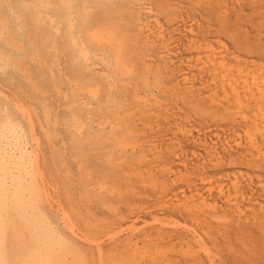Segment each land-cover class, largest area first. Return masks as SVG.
Segmentation results:
<instances>
[{"label":"rangeland","instance_id":"rangeland-1","mask_svg":"<svg viewBox=\"0 0 264 264\" xmlns=\"http://www.w3.org/2000/svg\"><path fill=\"white\" fill-rule=\"evenodd\" d=\"M45 1H49L47 5L43 4L48 9L42 6L43 2L40 0V3L33 1L34 4L32 0H0V51L9 58L5 64L0 59V204H4V208L0 205V242L6 239L10 245L11 241H15V251L23 252V257L14 264H34L33 259H37L43 251L37 237L38 231L46 228L54 236L77 244L74 252L65 254L64 261L67 264H153V260L154 264H264V242L259 243L261 248L259 244L257 246L256 243L261 240H256V234L252 233L256 230L254 232L259 234L261 230L250 224L251 208L260 211L264 209V185L261 184V181L264 183V163L255 165L248 161V156H251L247 143L249 140L243 139L249 137V131L247 133L245 126L236 123H242V120L238 121L240 115L231 114L226 109L217 114V105L213 102L209 105L211 99L205 92L202 93L206 80L200 79L194 59H190L195 54L187 49L188 41L193 37L194 43H204L206 40L214 48L217 47V50L221 42L226 45L228 52L234 54L230 52V55L244 59L242 61L254 60L264 64V49L261 52L253 48L257 41L260 45L263 44L260 38L263 40L264 36L259 32L264 33V0L229 1V9L224 12L227 20H230V34L223 25L220 27L216 14L219 9L212 7L215 10L212 11L213 14L209 13L206 2L203 5L202 0H197V5L192 2L196 0ZM140 2L151 10L148 14L150 16L139 10ZM234 6L238 8L235 9ZM31 7L34 8L33 11ZM134 7H138V10ZM36 9L44 13L47 11L54 28L48 25L49 19L43 12L37 11L36 14L40 13L38 15L42 14L45 18L36 17ZM140 11L142 15L138 14ZM64 14L68 16L64 17ZM35 17L40 18L41 23L39 20L35 21L37 24L33 23ZM135 17L139 19L136 18L135 21ZM174 17L178 21L175 19L171 22ZM241 17H248L252 21L242 20ZM144 18L149 24L141 29L140 23ZM259 21L261 25L258 24ZM38 24H43L42 27L49 31L39 29ZM237 25L238 27H234ZM157 30L164 39H161L162 42ZM257 30L260 31L256 32ZM242 35L244 38H241ZM165 38H168L167 42ZM164 41L167 47L163 44ZM240 41L242 42L239 43ZM169 46L171 49L166 50ZM160 56L166 58L162 57L161 61ZM86 62L89 68L85 67ZM191 67L196 70L194 78H191ZM196 76L203 84H199ZM133 84L135 89L131 88ZM199 85L202 89L199 90L200 96L196 90ZM187 86H190L189 90ZM131 90L134 94L130 93ZM197 94L198 98L206 95L205 98L208 99H197ZM225 110L227 112L223 113ZM232 119L234 125L241 127L234 126ZM157 155H160L159 158ZM260 156L263 157L264 154ZM205 176L208 177L203 180ZM234 180H238V183L240 181L237 195ZM222 189L223 193L226 190L227 193L220 194ZM224 195L230 200L225 199ZM249 198L253 200L250 201ZM192 203L205 204L201 206L205 210H210L214 205L217 216L223 215L224 210L239 215L232 209L238 206L244 214L233 217V229L229 227V233L219 236L212 226L207 228L209 226L202 220L191 218L188 210L184 213L187 208L185 205ZM231 204L234 205L231 207ZM98 216L101 222L97 219ZM90 218L96 219L97 226ZM208 219L207 217L205 221ZM12 222L19 227L20 238L16 240L9 232ZM39 225L43 228L39 229ZM77 232L85 235V238L76 236ZM170 233L171 239L167 236ZM127 234L132 240L135 238L134 241L136 236L141 239L147 236L143 240L145 243L140 238L135 241L141 246L135 250L137 256L133 260L131 251H128L130 257L127 254L112 257L114 251L109 250L108 241L117 237L128 238ZM243 234L244 238L241 239ZM96 241H105L101 244L102 254L108 255L103 256L106 261L102 263L99 261L100 257H97L99 253L96 252ZM194 257L198 261H192Z\"/></svg>","mask_w":264,"mask_h":264},{"label":"bare ground","instance_id":"bare-ground-1","mask_svg":"<svg viewBox=\"0 0 264 264\" xmlns=\"http://www.w3.org/2000/svg\"><path fill=\"white\" fill-rule=\"evenodd\" d=\"M33 1H36V2H38V3H42V6H43V4L44 5H47L48 3H49V1H48V3H46L47 1H45V0H40V2H39V0H32V3H33ZM54 1V0H53ZM59 1V0H58ZM85 1V0H84ZM83 1V2H84ZM107 1V0H106ZM110 1V0H109ZM108 1V2H109ZM116 0H114V2H115ZM203 1V5L205 4L204 3V1L206 2V4H207V10H208V12L209 13H211V14H213L212 13V11H214V10H212V7H216V8H218L219 9V11L216 9V11H218L217 13L216 12H214V14L216 13L217 15H218V19L220 20V24H221V26L220 27H222V25H223V27H224V29H225V31H227L229 34L230 33H232L231 31L232 30H230V29H232V28H230L229 26H228V21H230V20H227L228 18H227V14L225 15V12L224 11H227V9H229V1L230 2H234L233 0L231 1V0H202ZM201 1V2H202ZM45 2V3H44ZM64 3H65V1H63ZM80 2H82V1H80ZM94 2V1H93ZM96 2H98L97 0H96ZM95 2V3H96ZM107 2V3H108ZM193 3L195 2H197V0L196 1H192ZM198 2H200V0H198ZM237 2H238V0H237ZM247 2V1H246ZM252 1H250V3H251ZM38 3H36V4H38ZM54 4H56L55 2H53ZM68 3V2H67ZM85 3V2H84ZM84 3L82 4V5H84ZM89 3H91V2H89ZM112 3V2H111ZM125 3H126V1H125ZM135 4H136V2H134ZM178 3V2H177ZM240 3V2H239ZM34 4V3H33ZM36 4H35V6H36ZM92 4V3H91ZM99 4V3H98ZM101 4H102V2H101ZM174 4V3H173ZM236 4V3H235ZM253 4V3H252ZM251 4V5H252ZM21 5H22V2H21ZM50 5H52L51 3H50ZM50 5H49V7H50ZM80 5V4H79ZM88 5V4H87ZM139 5H140V7H139ZM138 5V7H139V10H142L143 12V14L145 13L146 15H148V14H150L151 13V10L148 8V7H146V6H144V3L143 2H140V4ZM146 5V4H145ZM179 5V4H178ZM177 5V6H178ZM196 5H197V3H196ZM242 5V4H241ZM240 5V6H241ZM250 5V4H249ZM254 5V4H253ZM256 5V4H255ZM32 6V5H31ZM41 6V7H42ZM86 6V5H85ZM84 6V7H85ZM91 6V5H90ZM160 6H162V4L160 5ZM34 7V6H33ZM37 7H40V5L39 6H37ZM44 7V6H43ZM47 7V6H46ZM46 7H44V8H46ZM54 7V6H53ZM58 7V6H57ZM94 7V6H93ZM130 7V6H129ZM138 7H134V8H138ZM164 7V6H163ZM194 7V6H193ZM235 7V6H234ZM237 7V6H236ZM235 7V9H237ZM252 7V6H251ZM36 8V7H35ZM64 8H66V7H64ZM83 8V6H81V9ZM86 8H87V6H86ZM190 8V7H189ZM256 8V7H255ZM31 9H32V11L34 10V8H32L31 7ZM40 9V8H39ZM46 9H48V8H46ZM51 9V8H50ZM57 9H59V8H57ZM232 9H233V7H232ZM262 9V8H261ZM40 10H44V9H40ZM62 10V9H61ZM77 10H80L79 8H77ZM84 10H86V9H84ZM91 10H92V8H91ZM138 10V9H137ZM31 11V10H30ZM29 11V14L32 12H30ZM37 9H36V12H35V15H36V17L37 16H41V15H38V14H40V13H42L43 12V14H46L47 13V11H46V13H44V11H38V12H40V13H38V14H36L37 13ZM63 11H64V9H63ZM176 11V10H175ZM174 11V12H175ZM235 11V10H234ZM237 11H239V12H241L240 10H237ZM66 12V11H65ZM135 12V11H134ZM138 12V11H137ZM253 12H254V10H253ZM257 12V11H256ZM33 13V12H32ZM30 14V15H33L34 16V14ZM82 13H84L83 11H82ZM88 13V12H87ZM90 13V12H89ZM88 13V14H89ZM221 13V14H220ZM224 13V14H223ZM243 13H246V12H243ZM243 13H241L242 15H243ZM251 13V12H250ZM249 13V14H250ZM16 14V13H15ZM138 14H140V15H142L141 14V11H140V13H138ZM179 14H180V12H179ZM234 14L235 13H233V16H234ZM236 14H238L239 15V13L237 12ZM65 15V14H64ZM133 15H134V13H133ZM137 15V14H136ZM216 15V16H217ZM237 15V16H238ZM246 15V14H245ZM248 15V14H247ZM252 15H253V13H252ZM254 15H255V13H254ZM33 16L31 17L32 19H33ZM45 17H48V19H49V23L50 24H48L51 28H54V26H53V24L51 25V18L49 17L50 15H44ZM44 16H41V17H44ZM63 16V15H62ZM68 15H65L64 17H67ZM83 16V15H82ZM135 16V15H134ZM148 16H150V15H148ZM244 16V15H243ZM249 16V15H248ZM260 16V15H259ZM262 16V15H261ZM35 17V19L34 20H32V22L34 23L35 21H38V22H40V18L39 19H37ZM44 17V18H45ZM52 17V16H51ZM70 17V16H69ZM139 17V16H138ZM141 17V16H140ZM144 17H146V16H144ZM264 17V16H263ZM43 18V19H44ZM55 18V17H54ZM133 18V17H132ZM136 18L137 17H135V21H137L139 18H137V20H136ZM177 18V17H176ZM175 17L173 18V19H171V22H173V20H175L176 19ZM210 18V17H209ZM236 18H238V17H236ZM248 17H246V19H245V21H250L251 19V16H250V18H248ZM157 19V18H156ZM240 19H242V17L240 18ZM244 19H242V20H244ZM250 19V20H249ZM252 19H253V17H252ZM42 20V19H41ZM141 20V19H140ZM139 20V21H140ZM238 20H239V18H238ZM46 21V22H47ZM176 21H178L177 19H176ZM193 21V20H192ZM235 21V20H234ZM237 21V20H236ZM235 21V22H236ZM252 21V20H251ZM254 21H256V19L255 20H253V24H254ZM54 22H56L55 20H54ZM53 22V23H54ZM156 22V21H155ZM169 22H170V20H169ZM218 22V21H217ZM258 22V21H257ZM41 23V22H40ZM135 23V22H134ZM157 23V22H156ZM245 24H246V22H244ZM261 23V21H259V25H261L260 24ZM35 24H37L36 22H35ZM35 24H34V26H35ZM141 24V26H140V28L142 29L144 26H146L147 24H149V23H147V19H145L144 18V20H143V22L142 23H140ZM238 24H241V23H238ZM256 24V23H255ZM40 25V26H39ZM42 25L43 24H38V26L40 27L39 29H42V28H44L45 29V27H42ZM44 25H45V23H44ZM43 25V26H44ZM47 25V24H46ZM45 25V26H46ZM55 25V24H54ZM138 25H137V28H139L138 27ZM231 25V24H230ZM37 26V25H36ZM37 26V27H38ZM56 26V25H55ZM208 26V25H207ZM240 26H242V25H240ZM257 26V25H256ZM148 27V26H147ZM159 27H161V25H159ZM158 27V29L159 30H161V28H159ZM232 27V26H231ZM234 27H238V25L237 26H234ZM253 27V26H252ZM49 28V27H48ZM134 28V27H133ZM136 28V27H135ZM137 28H136V30H137ZM145 28V27H144ZM27 29V28H26ZM37 29V28H36ZM43 29V30H44ZM69 29V28H68ZM169 29V28H168ZM190 29V28H189ZM258 29H262V28H258ZM38 30V29H37ZM45 30H47V29H45ZM128 30V29H127ZM191 30V29H190ZM189 30V31H190ZM209 30V29H208ZM238 30V29H237ZM41 31V30H40ZM47 31H49V29L47 30ZM52 31H53V29H52ZM51 31V32H52ZM138 31V30H137ZM158 31V30H157ZM258 31H260V30H257L256 32H258ZM35 32V31H34ZM159 32L160 31H158L157 33L159 34ZM193 32V31H192ZM151 33V32H150ZM207 33H208V31H207ZM250 33H252V32H250ZM260 33V35L262 34V36H264V33H262V32H259ZM9 34V33H8ZM152 34V33H151ZM191 34V33H190ZM241 34H242V31H241ZM257 34V33H256ZM156 35V34H155ZM162 35V34H161ZM193 35V34H192ZM243 35H245L244 33H243ZM241 36V38L243 37L244 38V36ZM255 35V34H254ZM115 36V35H114ZM147 36V35H146ZM145 36V37H146ZM159 36H160V34H159ZM163 36V35H162ZM191 36V35H190ZM193 36H196V35H193ZM192 36V37H193ZM116 37H117V35H116ZM144 37V36H143ZM157 37V36H156ZM155 37V38H156ZM164 37V36H163ZM254 37V36H253ZM9 38V37H8ZM94 38V37H93ZM218 38V37H217ZM245 38H246V35H245ZM110 39V38H109ZM161 36H160V42H162L161 41ZM168 39V38H167ZM166 38H165V41L167 40ZM191 39V38H190ZM193 39V40H192ZM191 40H189L188 41V44H187V49H191L190 51H193V53L195 54V58L194 57H190V59H194L193 60V62H195V67L197 68V72H198V74L200 75V79L202 78H205V79H203V80H206V81H204V84H203V82L202 81H199L200 79L196 76V78L195 79H198V82H199V84H200V82H202V84H203V87H202V89H203V91H202V89H200V85L199 86H197V88H199V89H196V90H198V94H199V90H201L202 91V93H204L205 92V94H207V97L209 96V98L211 99V102H209V105H210V103H215L217 106V109H216V113L218 114V113H220L219 111H221V110H224V109H226V110H228L229 111V113H231V114H237V116H238V114L240 115V117H238V121L239 120H242V123L239 121V122H236V123H240V125L242 124V126H245L246 128H247V130H246V132L248 133V131H249V133H248V135H249V137L247 138V139H243V140H249V142L247 141V143L249 144V146H248V144H246V142H245V144L250 148V150H251V156H248L249 158H247L248 159V161H252L253 163L252 164H255V165H257L258 163L259 164H263L264 162L262 161V160H264V156L263 157H261L260 155L262 154H264V64L262 63V62H257V61H250V62H246V60L245 61H242V60H244V59H242V60H240L241 58L239 57V59L236 57V56H232V55H234L231 51V53H232V55H230V52H228V50H227V47H226V45L224 46L223 45V43H221L220 42V44L218 45V50L216 49V48H214V46L211 44V42H209V41H206L205 39V42L204 43H194V39H195V37H193ZM257 39V38H256ZM262 38H260V41H263V44L262 45H260L259 43H258V41H257V44L255 43L253 46V48L254 49H256V50H259V51H261V52H263L262 50L264 49V38H263V40H261ZM52 40V39H51ZM110 40H112V39H110ZM162 40H164V39H162ZM251 40V39H250ZM254 40V39H253ZM144 41H145V39H144ZM165 41H164V45L167 47L168 45H166L165 44ZM169 41V40H168ZM203 41V40H202ZM218 41V40H217ZM9 42H10V40H9ZM167 42V41H166ZM242 41H240L239 43H241ZM253 42V41H252ZM256 42V41H255ZM13 43H14V41H13ZM169 43V42H168ZM15 44V43H14ZM170 44V43H169ZM247 44V43H246ZM243 45H244V42H243ZM249 45V44H248ZM20 46V45H19ZM93 46H94V44H93ZM131 47V45H128V47ZM136 46V45H135ZM134 46V47H135ZM143 46V45H142ZM160 46H162V43H161V45ZM18 48V47H17ZM21 48V47H20ZM145 48V47H144ZM170 48V46L168 47V48H166V50L167 49H169ZM1 49V48H0ZM16 49V48H15ZM132 49V48H131ZM135 49H136V47H135ZM142 49V48H141ZM141 49H138V50H140L141 51ZM171 49V48H170ZM116 50V49H115ZM144 50H146V49H144ZM2 51V50H1ZM1 51H0V59H2V60H4V61H2V62H4V64H5V62L6 61H8L9 60V58H7L5 55H6V53H4V54H2L1 53ZM161 51V50H160ZM159 51V52H160ZM162 52V51H161ZM161 52H160V54H161ZM167 52V51H166ZM170 52V51H169ZM261 52H260V54H261ZM127 53H128V51H127ZM129 54H131L130 52H129ZM129 54H128V56H129ZM138 54V53H137ZM157 54V53H156ZM263 54V53H262ZM135 55V54H134ZM141 55V54H140ZM139 55V56H140ZM168 55V54H167ZM255 55V54H254ZM3 56H4V58H3ZM143 56V55H142ZM169 56H170V53H169ZM10 57V56H9ZM135 57V56H134ZM145 57V56H144ZM161 57V56H160ZM163 58H166L165 56H162ZM160 58V59H162L161 61H163V58ZM11 58V57H10ZM169 58V57H168ZM182 58V57H181ZM138 59V58H137ZM140 59V58H139ZM170 59H172L171 58V56H170ZM247 59V58H246ZM132 60H133V57H132ZM180 60V59H179ZM111 61V60H110ZM164 61H166V60H164ZM169 62L171 61V60H168ZM173 61V60H172ZM141 62H142V60H141ZM178 62V61H177ZM87 63V62H86ZM139 63V62H138ZM163 63V62H162ZM161 63V64H162ZM167 63V62H166ZM178 63H181V62H178ZM190 63V62H189ZM248 63H250V64H248ZM147 64H149V63H147ZM174 64V63H173ZM183 64V63H182ZM191 64V63H190ZM16 65V64H15ZM85 64L83 63V66H84ZM139 65V64H138ZM145 65H146V63H145ZM165 65V64H164ZM6 66V65H5ZM9 66V65H8ZM168 67H169V65H167ZM179 66V65H178ZM187 66V65H186ZM86 68H89V64L87 63L86 64V66H85ZM138 67V66H137ZM181 67V66H180ZM179 67V68H180ZM194 67V66H193ZM193 67H191V68H193ZM119 68H120V66H119ZM142 68H143V66H142ZM171 68V67H170ZM172 68H174V67H172ZM121 69H122V67H121ZM139 69V68H138ZM141 69V68H140ZM139 69V70H140ZM164 69V68H163ZM165 69H166V67H165ZM168 69V68H167ZM191 70V69H190ZM125 71V70H124ZM188 71V70H187ZM193 73H192V75H193V77H191V78H194L195 76H194V71H196V70H194V68H193ZM183 72H184V68H183ZM177 73V72H176ZM180 73V72H179ZM189 73V72H188ZM123 74V73H122ZM122 74H121V76H122ZM134 74V73H133ZM143 74V73H142ZM178 74V73H177ZM137 75V74H136ZM165 75V74H164ZM184 75V74H183ZM196 75V74H195ZM124 76V75H123ZM188 76V75H187ZM180 77V76H179ZM183 77V76H182ZM185 77V76H184ZM183 77V78H184ZM186 78V77H185ZM31 79V78H30ZM127 79H128V77H127ZM126 79V80H127ZM135 79V78H134ZM116 80V79H115ZM137 80V79H136ZM174 80V79H173ZM184 80V79H183ZM183 80H182V82H183ZM186 80V79H185ZM124 81V80H123ZM123 81H121V82H123ZM175 81L177 82V80L175 79ZM191 81V80H190ZM189 81V82H190ZM143 82V81H142ZM171 82V81H170ZM193 82H194V79L192 80V88L194 87L193 86ZM117 83H119V82H117ZM128 83V82H127ZM114 84V83H113ZM120 84V83H119ZM108 85V84H107ZM123 85H124V83H123ZM175 85V84H174ZM182 85V84H181ZM180 85V86H181ZM58 86V85H57ZM131 86V85H130ZM177 86V85H176ZM190 86H187V87H189L188 88V90L190 89ZM179 87V86H178ZM55 88V87H54ZM131 88H134V84H133V86H131ZM136 88V87H135ZM134 88V89H135ZM185 88V87H184ZM68 89V88H67ZM110 89V88H109ZM181 89H182V87H181ZM180 89V90H181ZM187 89V88H186ZM178 90V89H177ZM132 91V90H131ZM193 91V90H192ZM200 91V92H201ZM134 91H132V92H130V93H133ZM136 92V91H135ZM176 92V91H175ZM191 92V91H190ZM137 93V92H136ZM135 93V94H136ZM202 93H201V95H202ZM124 94H125V92H124ZM127 94V93H126ZM134 94V93H133ZM133 94H130V95H133ZM145 94V93H144ZM176 94V93H175ZM198 94H197V99H200L201 97H203V98H205L206 97V95H203V96H201L200 98H198L199 96H200V94H199V96H198ZM216 94H218V96L220 95L221 96V98H219V97H216L217 95ZM129 95V96H130ZM138 94H136V96H137ZM192 95H194V94H192ZM124 96V95H123ZM135 96V95H134ZM132 97V98H135V97ZM190 96H191V94H190ZM189 96V97H190ZM138 97V96H137ZM136 97V98H137ZM145 97V96H144ZM174 97V96H173ZM195 97V96H194ZM177 98V97H176ZM192 98V97H191ZM203 98H201L203 101H204V99ZM218 98V99H217ZM141 99V98H140ZM148 99V98H147ZM205 99H208V98H205ZM125 99H123V101H124ZM142 100V99H141ZM193 100H195V99H193ZM140 101V100H139ZM200 101V100H199ZM203 101H201V102H203ZM208 101V100H207ZM141 102V101H140ZM167 102V101H166ZM114 104V103H113ZM148 104H150V103H148ZM156 104V103H155ZM203 104H204V102H203ZM214 104V105H215ZM91 105V104H90ZM95 105V104H94ZM169 105V104H168ZM207 105H208V102H207ZM158 106H159V104H158ZM158 106H157V108H158ZM167 106V105H166ZM171 106H172V104H171ZM199 106V105H198ZM24 107V106H23ZM145 107V106H144ZM144 107L142 108V109H144ZM162 107V106H161ZM160 107V108H161ZM170 107V106H169ZM178 107V106H177ZM206 107V106H205ZM210 107V106H209ZM215 107V106H214ZM97 108V107H96ZM148 109H150L149 107H147ZM156 109V108H155ZM164 109V108H163ZM174 109V108H173ZM181 109V108H180ZM144 110H146V109H144ZM150 110H152V109H150ZM158 110V109H157ZM166 110H167V108H166ZM165 110V111H166ZM225 110V112H223V113H226L227 111ZM153 111V110H152ZM156 111V110H155ZM143 112V111H142ZM141 112V113H142ZM168 112H170L169 110H168ZM178 112V111H177ZM165 113V112H164ZM182 113V112H181ZM143 114H145V113H143ZM166 114V113H165ZM164 114V115H165ZM170 114V113H169ZM168 114V115H169ZM24 115V114H23ZM28 115V114H27ZM171 115V114H170ZM189 115V114H188ZM228 115V114H227ZM234 115V116H235ZM42 116V115H41ZM145 116V115H144ZM143 116V117H144ZM180 116H181V114H180ZM210 116V115H209ZM233 116V115H232ZM175 117V116H174ZM37 118V117H36ZM132 118V117H131ZM167 118V117H166ZM165 118V119H166ZM170 118V117H169ZM232 118V117H231ZM144 119V118H143ZM171 119V118H170ZM184 119V118H183ZM189 119V118H188ZM220 119V118H219ZM128 120V119H127ZM175 121H176V119H175ZM199 121V120H198ZM203 121V120H202ZM231 121V120H230ZM234 121H235V118H234ZM37 122V121H36ZM41 122H42V120H41ZM143 122V121H142ZM173 122V121H172ZM186 123V122H185ZM203 123V122H202ZM216 123V122H215ZM230 123V122H229ZM244 123V124H243ZM164 124V123H163ZM176 124V123H175ZM179 124V123H178ZM182 124V123H181ZM191 124V123H190ZM232 124H233V119H232ZM237 124V125H238ZM144 125V124H143ZM152 125V124H151ZM185 125V124H184ZM229 125V124H228ZM234 125V124H233ZM232 125V126H233ZM237 125H234V126H236L237 127ZM157 126V125H156ZM168 126V125H167ZM176 126H177V124H176ZM192 126V125H191ZM233 126V127H234ZM239 126V125H238ZM132 127V126H131ZM178 127V126H177ZM185 127V126H184ZM194 127V126H193ZM222 127H224V125L223 126H221V128ZM233 127H231V128H233ZM239 127H241V126H239ZM238 127V128H239ZM45 128H47V127H45ZM165 128V127H164ZM186 128V127H185ZM226 128V127H225ZM228 128H229V126H228ZM230 128V129H231ZM244 128V127H243ZM140 129H141V127H140ZM152 129V128H151ZM150 129V130H151ZM163 129V128H162ZM179 129H180V127H179ZM242 129V128H241ZM249 129V130H248ZM124 130V129H123ZM156 130H158V129H156ZM172 130V129H171ZM184 130V129H183ZM224 130V129H223ZM233 130H234V128H233ZM141 131H142V129H141ZM144 131V130H143ZM229 131V130H228ZM98 132V131H97ZM164 132H165V130H164ZM180 132H181V129H180ZM201 132V131H200ZM204 132V131H203ZM215 132V131H214ZM232 132V131H231ZM234 132H235V130H234ZM190 133V132H189ZM240 133V132H239ZM245 133V132H244ZM247 133H245V134H247ZM156 134V133H155ZM204 134V133H203ZM242 134V133H241ZM153 135V134H152ZM158 135H159V133H158ZM172 135H175V133L174 134H172ZM188 135V134H187ZM238 135V134H237ZM240 135V134H239ZM192 136V135H191ZM230 136V135H229ZM244 136V135H243ZM152 137V136H151ZM155 137V136H154ZM185 137V136H184ZM200 137V136H199ZM148 138V137H147ZM203 138V137H202ZM233 138H234V136H233ZM31 139V138H30ZM140 139V138H139ZM153 139V138H152ZM158 139H159V137H158ZM204 139V138H203ZM143 140H145V138L143 139ZM157 140V139H156ZM156 140H154V141H156ZM169 140V139H168ZM175 140H176V138H175ZM48 141V140H47ZM160 141V140H159ZM201 141V140H200ZM204 141V140H203ZM202 141V142H203ZM208 141V140H207ZM226 141V140H225ZM61 142V141H60ZM121 142V141H120ZM176 142V141H175ZM199 142V141H198ZM202 142H200V143H202ZM219 142V141H218ZM220 142H222V141H220ZM240 142V141H239ZM159 143V142H158ZM173 143H174V141H173ZM205 143V142H204ZM235 143V142H234ZM243 143V142H242ZM138 144V143H137ZM237 144V143H236ZM172 145V144H171ZM205 145V144H204ZM210 145V144H209ZM213 146V145H212ZM244 146V145H243ZM224 147V146H223ZM231 147V146H230ZM63 148V147H62ZM159 148V147H158ZM172 148V147H171ZM204 148V147H203ZM211 148V147H210ZM153 149H155V148H153ZM157 149V148H156ZM160 149V148H159ZM174 149V148H173ZM207 149V148H206ZM226 149V148H225ZM230 149V148H229ZM161 150V149H160ZM159 150V151H160ZM211 150V149H210ZM180 151V150H179ZM192 151V150H191ZM214 151V150H213ZM244 151V150H243ZM121 152V151H120ZM246 152V151H245ZM250 152V151H249ZM130 153V152H129ZM158 153V152H157ZM163 153H165V152H163ZM174 153V152H173ZM191 153H193V152H191ZM200 153V152H199ZM255 153H256V155H255ZM120 154V153H119ZM172 154V153H171ZM194 154V153H193ZM132 155V154H131ZM161 155H163L162 153H161ZM168 155H170V154H168ZM206 155V154H205ZM217 155V154H216ZM215 155V156H216ZM151 156H153V154L151 155ZM159 156L160 155H157V157L159 158ZM220 156V155H219ZM246 156V155H245ZM246 156V157H247ZM42 157V156H41ZM141 158H142V155L140 156ZM165 157H168L167 155L165 156ZM172 157V156H171ZM177 157V156H176ZM127 158V157H126ZM144 158V157H143ZM156 158V157H155ZM158 158H157V161H158ZM164 158V157H163ZM169 158V157H168ZM207 158V157H206ZM150 159V158H149ZM163 160V159H162ZM165 160V159H164ZM184 160V159H183ZM189 160V159H188ZM127 161H128V159H127ZM152 161H154V160H152ZM156 161V160H155ZM177 161H179L180 162V160H177ZM141 162V161H140ZM163 162H165V161H163ZM130 164H131V162H129ZM154 163V162H153ZM152 162H151V164H153ZM164 164H166V162L164 163ZM170 164V163H169ZM173 164H174V162H173ZM179 164V163H178ZM185 164V163H184ZM219 164V163H218ZM249 164V163H248ZM79 165V164H78ZM135 165V164H134ZM157 165H159V164H157ZM160 165H161V163H160ZM166 165H168V164H166ZM181 165V164H180ZM191 165V164H190ZM59 166V165H58ZM162 166H164V165H162ZM201 166V165H200ZM215 166V165H214ZM191 167V166H190ZM59 168H60V166H59ZM65 168V167H64ZM189 168V167H188ZM43 169V168H42ZM165 169V168H164ZM58 170V169H57ZM186 170V169H185ZM162 171V170H161ZM173 171V170H172ZM172 171H170V172H172ZM236 171V170H235ZM241 171V170H240ZM145 172H147V171H145ZM227 172V171H226ZM232 172V171H231ZM242 172V171H241ZM245 172V171H244ZM91 173H92V171H91ZM116 173V172H115ZM214 173V172H213ZM234 173V172H233ZM251 173V172H250ZM257 173V172H256ZM255 173V174H256ZM154 174V173H153ZM179 174V173H178ZM184 174H185V172H184ZM211 174V173H210ZM228 174V173H227ZM231 174V173H230ZM72 175V174H71ZM148 175V174H147ZM173 175H175V174H173ZM216 175V174H215ZM233 175V174H232ZM234 175H236V174H234ZM257 175V174H256ZM256 175H255V177H256ZM156 176V175H155ZM184 176V175H183ZM253 176V175H252ZM260 176V175H259ZM258 176V177H259ZM31 177V176H30ZM49 177V176H48ZM151 177V176H150ZM174 177V176H173ZM207 177L208 176H205V177H203V180H204V178H205V180L207 179ZM254 177V176H253ZM254 177V178H255ZM261 177V176H260ZM62 178V177H61ZM184 178V177H183ZM198 178H200V177H198ZM154 179V178H153ZM177 179V178H176ZM201 179V178H200ZM237 179V178H236ZM251 179V178H250ZM249 179V180H250ZM145 180V179H144ZM158 180V179H157ZM169 180H170V178H169ZM186 180V179H185ZM188 180V179H187ZM191 180V179H190ZM194 180V179H193ZM259 180V179H258ZM160 181V180H159ZM172 181V180H171ZM184 181V180H183ZM219 181V180H218ZM226 181V180H225ZM251 181V180H250ZM261 181V180H260ZM52 182H53V180H52ZM193 182V181H192ZM210 182V181H209ZM223 182V181H222ZM234 183L236 182V180H234L233 181ZM233 182H232V184H233ZM263 181H261V184L262 185H264V183H262ZM162 183V182H161ZM184 183V182H183ZM185 183H187V182H185ZM212 183V182H211ZM217 183V182H216ZM220 183V182H219ZM239 183H240V181H239ZM239 183H238V180H237V182L235 183V184H233L234 185V191L236 192V191H238V190H240L239 188H240V185H239ZM243 182H241V184H242ZM260 183V182H259ZM49 184V183H48ZM47 184V185H48ZM64 184V183H63ZM227 184V183H226ZM162 185H163V183H162ZM212 185V184H211ZM233 185H232V187H233ZM247 185H248V183H247ZM61 187H62V185H60ZM177 186V185H176ZM188 186V185H187ZM197 186H199V185H197ZM196 186V187H197ZM48 187V186H47ZM51 187V186H50ZM163 187V186H162ZM169 187V186H168ZM183 187V186H182ZM186 187V186H185ZM189 187V186H188ZM194 187V186H193ZM205 187V186H204ZM228 187V186H227ZM231 187V188H232ZM15 188H18V187H15ZM190 188V187H189ZM189 188L187 189V190H189ZM201 188V187H200ZM206 188V187H205ZM214 188V187H213ZM218 188V187H217ZM242 188V187H241ZM245 188V187H244ZM27 190H28V188H26ZM163 189V188H162ZM164 189H165V186H164ZM204 189V188H203ZM207 189H208V186H207ZM215 189V188H214ZM16 190V189H15ZM33 190V189H32ZM184 190V189H183ZM210 190V189H209ZM218 190H219V188H218ZM263 190V189H262ZM37 191V190H36ZM229 191V190H228ZM244 191V190H243ZM252 191V190H251ZM56 192V191H55ZM82 192V191H81ZM163 192V191H162ZM192 192V191H191ZM226 193H227V190L225 191ZM239 192V191H238ZM264 192V191H263ZM138 193V192H137ZM165 193V192H164ZM183 193V192H182ZM193 193V192H192ZM221 193H223V189H222V191L220 192V194ZM226 193H223V194H226ZM230 193H232V192H230ZM234 193V192H233ZM242 193V192H241ZM261 193V192H260ZM54 194V193H53ZM210 194V193H209ZM217 194V193H216ZM222 194V195H223ZM38 195V194H37ZM37 195H36V198H37ZM42 195V194H41ZM188 195V194H187ZM192 195H196V194H192ZM235 195H237V192L235 193ZM263 195V194H262ZM39 196V195H38ZM82 196V195H81ZM182 196V195H181ZM233 196H234V194H233ZM246 196V195H245ZM251 197H252V195H250ZM255 196V195H254ZM264 196V195H263ZM169 197V196H168ZM174 197H176V196H174ZM220 197V196H219ZM224 197H225V195H224ZM243 197V196H242ZM235 198V197H234ZM239 198H240V195H239ZM239 198H237V199H239ZM256 198V197H255ZM66 199V198H65ZM83 199V198H82ZM193 199V198H192ZM214 199V198H213ZM225 199H228V196H226L225 197ZM233 199V198H232ZM250 199V198H249ZM40 200V199H39ZM85 200V199H84ZM167 200V199H166ZM165 200V201H166ZM197 200V199H196ZM222 200V199H221ZM228 200H230V199H228ZM235 200V199H234ZM251 200H253V199H250V201ZM171 201V200H170ZM182 201V200H181ZM202 201V200H201ZM211 201V200H210ZM233 201V200H232ZM236 201H240V200H236ZM249 201V200H248ZM85 202V201H84ZM87 202V201H86ZM152 202V201H151ZM203 202H204V199H203ZM13 203V202H12ZM17 203H20V201H18ZM187 203V202H186ZM197 203V202H196ZM209 203V202H208ZM211 203V202H210ZM225 203V202H224ZM234 203V202H233ZM151 204V203H150ZM154 204V203H153ZM173 204V203H172ZM171 204V205H172ZM189 204V203H188ZM185 205V206H187V208H186V210H185V212L184 213H186L187 212V210L190 212V217L191 218H195L196 220L197 219H199V220H202L203 221V223L205 222V224L207 225V226H209V227H207V228H211V226L213 227V230L215 231V233H217L216 235H219V236H223L224 234H227V233H229V227H232V229H233V222H235L234 220H233V217H235V216H241V215H243L244 213L242 212V210H241V208L238 206V207H233L232 209H234V213H238L239 215H233L232 213H230V211H226V210H224L223 211V215H221V216H217V214L215 213V208L213 207L214 205H212L209 209L210 210H205L204 208L202 209V205H205V204H203V203H201L202 205H198V204H195V203H192V204H190V205ZM1 205V204H0ZM140 205V204H139ZM217 205H219V204H217ZM234 204H231L230 206L232 207ZM3 206V208H4V204H2L1 205V207ZM138 206V205H137ZM141 206V205H140ZM166 206H167V204H166ZM178 206V205H177ZM228 206V205H227ZM227 206H225V207H227ZM62 207V206H61ZM170 207V206H169ZM173 207V206H172ZM221 207V206H220ZM219 207V208H220ZM246 207H248V205L246 206ZM150 208V207H149ZM176 208V207H175ZM183 208V207H182ZM205 208H206V206H205ZM224 208V207H223ZM261 208V207H260ZM61 209V208H60ZM73 209V208H72ZM90 209V208H89ZM167 209H168V207H167ZM208 209V208H207ZM229 209H230V207H229ZM58 210V209H57ZM64 210V209H63ZM91 210H92V208H91ZM95 210V209H94ZM129 210V209H128ZM257 210V211H256ZM74 211H75V209H74ZM96 211V210H95ZM178 211V210H177ZM88 212V211H87ZM133 212V211H132ZM132 212H130V213H132ZM136 212V211H135ZM219 212V211H218ZM232 212H233V210H232ZM52 214V213H51ZM76 214V213H75ZM89 214V213H88ZM92 214H93V212H92ZM97 214V213H96ZM74 215V214H73ZM100 215V214H99ZM250 215H251V217H250V219H251V221H250V224L254 227V228H258V229H260L261 231H259L260 233L258 234V232L256 233V232H254V231H256V230H254L252 233H253V235H255L256 234V240H261L260 242H257L256 243V245L257 244H259V243H261L262 241L264 242V209H261V211L260 210H258V209H253V208H251V213H250ZM91 216H93V215H91ZM96 216V215H95ZM94 216V217H95ZM121 216V215H120ZM129 216V215H128ZM128 216H125V217H128ZM156 216V215H155ZM64 217V216H63ZM93 217V218H94ZM189 217V218H190ZM209 218L207 221H205L206 220V218ZM65 218V217H64ZM63 218V219H64ZM99 218V216L97 217V219ZM102 218V217H101ZM100 218V219H101ZM118 218V217H117ZM116 218V219H117ZM91 220H93L92 218H90ZM104 219V218H103ZM102 219V220H103ZM194 219V220H195ZM96 220V219H95ZM95 220H93V221H95ZM99 220V219H98ZM122 220V219H121ZM161 220H163V219H161ZM240 220V219H239ZM64 221V220H63ZM68 221H69V219H68ZM92 221V222H93ZM100 221V220H99ZM109 221V220H108ZM193 221V220H192ZM198 221V220H197ZM237 221V220H236ZM101 222V221H100ZM113 222V221H112ZM152 222V221H151ZM162 222H164V221H162ZM78 223H79V221H78ZM89 223V222H88ZM108 223H110V222H108ZM199 223V222H198ZM29 224H31V223H29ZM95 224H96V226H97V221H95ZM101 224V223H100ZM99 224V225H100ZM116 224V223H115ZM149 224V223H148ZM81 225V224H80ZM98 225V226H99ZM113 225H114V223H113ZM167 225V224H166ZM203 224H201V226H202ZM237 225V224H236ZM73 226V225H72ZM102 226V225H101ZM104 226H105V224H104ZM184 226V225H183ZM40 227L41 228H43L42 227V225H39V229H40ZM66 227V226H65ZM68 227V226H67ZM106 227V226H105ZM127 227V226H126ZM203 227V226H202ZM206 227V226H205ZM60 228V227H59ZM88 228V227H87ZM93 228V227H92ZM119 228H121V227H119ZM137 228V227H136ZM201 228V227H200ZM207 228H206V230H207ZM19 227L14 223V222H12L11 223V225H10V228H9V232H10V235H12L13 237H16V238H14L15 240L16 239H19L20 238V235H18L19 234ZM76 229H77V227H76ZM96 228H94V230H95ZM149 229V228H148ZM147 229V230H148ZM152 229V228H151ZM238 229V228H237ZM43 230H45V231H43ZM40 229L39 231H38V235H37V237L40 239V243H41V246H42V248H41V250L43 249V251H41L42 253H40V255H38L37 256V259H33V261H34V264H67L65 261H64V256H65V254L66 253H70V252H74L75 251V247H76V243H73V241H69L68 239L66 240L65 238H63V237H56V236H54L53 234H52V232L50 231V230H48L47 228L46 229ZM101 230V229H100ZM110 230V229H109ZM108 230V231H109ZM154 230V229H153ZM170 229H168V231H169ZM173 230V229H172ZM201 230V229H200ZM206 230H204L203 229V231H206ZM83 231V230H82ZM87 231V230H86ZM162 231V230H161ZM175 231V230H174ZM64 232V231H63ZM70 232V231H69ZM72 233H75L76 231H71ZM104 232V231H103ZM144 232V231H143ZM152 232V231H151ZM150 232V233H151ZM158 232V231H157ZM170 232V231H169ZM201 232V231H200ZM209 232V231H208ZM49 233V234H48ZM82 233H84V232H82ZM112 232L110 231V234H111ZM141 233V232H140ZM139 233V234H140ZM212 234H213V232H211ZM131 234H132V231H131ZM131 234H129V235H131ZM134 234V233H133ZM145 234H147V232H145ZM158 234H160L161 235V232L159 231L158 232ZM206 234H209V233H206ZM205 234V235H206ZM236 234H238V237L240 236L239 235V233L238 232H236ZM75 235V234H74ZM77 235H79V236H84V238H85V235H81L80 233L78 234V232L76 233V236ZM143 235V234H142ZM215 235V234H214ZM213 235V236H214ZM127 236H128V234H127ZM132 236V235H131ZM135 236V235H134ZM139 236H141V234L139 235ZM170 239H171V237H172V235H171V233L170 234H168L167 235ZM193 236V235H192ZM86 237H87V235H86ZM110 237V236H109ZM145 237H147V236H145ZM145 237H142V239H141V237H139L140 239H141V241L142 242H144L145 243V241H143L144 240V238ZM149 237V236H148ZM152 237V236H151ZM180 236H179V234H178V236H177V238H179ZM184 237V236H183ZM78 238V237H77ZM139 238L136 236V240L135 241H137V240H139ZM185 238V237H184ZM196 238V237H195ZM194 238V239H195ZM242 238H244V234H243V236L241 235V239ZM75 240H76V238H74ZM111 239V238H110ZM135 239V238H134ZM134 239L132 240L129 236H128V238H126V236H125V238L123 237L122 239H120V237H117L116 239L114 238V240L112 241H108V247H109V250H111V251H114V253L111 255L112 257H123L125 254H127V256L128 257H130L129 255L131 254L132 256H133V260L135 259V257L137 256V254L135 253V250H137V248H141V246L139 245L140 243H138V242H135L134 241ZM158 240H160L159 238H157ZM212 239H214V238H212ZM218 239V238H217ZM80 240V239H79ZM88 240V239H87ZM89 240H90V238H89ZM116 240V241H115ZM148 240V239H147ZM151 240V239H150ZM175 240V239H174ZM180 240V239H179ZM82 241H85V240H83L82 239ZM181 241H182V239H181ZM216 241H218V240H216ZM97 242V241H96ZM105 242V241H104ZM103 242V243H104ZM107 242V241H106ZM262 242V243H263ZM78 243V242H77ZM102 242H97L96 243V246H97V250H96V252L98 251V253L99 254H97L98 256L97 257H100L99 259H101V260H99L101 263L103 262V261H106V258H103V256H107L108 254H102L103 252H102V245L101 244H103ZM147 243V242H146ZM172 243V242H171ZM9 244V242L8 241H6V239H4L3 240V242H0V264H5L6 262H4V261H8V262H10L11 264H14V262H18V260L21 258V257H23L22 255H23V252H16L15 251V246H14V244H15V241H11V244L10 245H8ZM89 244V243H88ZM93 244V243H92ZM106 244V243H105ZM148 244V243H147ZM149 244H150V242H149ZM159 244V243H158ZM205 245V244H204ZM209 245V244H208ZM262 245V244H261ZM263 245H264V243H263ZM262 245V246H263ZM96 246H95V248H96ZM104 246V248H105V245H103ZM106 246H107V244H106ZM158 246V245H157ZM191 246V245H190ZM258 246V245H257ZM107 247V248H108ZM143 247V246H142ZM259 247H260V244H259ZM261 248V247H260ZM263 248V247H262ZM108 250V249H107ZM128 251H131V253L130 254H128ZM139 251V250H138ZM169 251V250H168ZM193 252H194V250H192ZM262 251V250H261ZM157 252V251H156ZM165 252V251H164ZM195 253V252H194ZM263 253V251L260 253V254H262ZM36 254L37 253H35L34 254V256L36 257ZM91 254H93V252L91 251ZM144 254V253H143ZM142 254V255H143ZM162 254V253H161ZM196 254V253H195ZM164 255V254H163ZM151 256V255H150ZM138 258V257H137ZM141 258H143V257H141ZM145 259H146V256L144 257ZM144 258H143V260H144ZM151 258H153V256L151 257ZM150 258V259H151ZM179 258V257H178ZM139 259V258H138ZM137 259V260H138ZM147 259H149V257L147 258ZM166 259V258H165ZM130 260H131V258H130ZM153 260V259H152ZM163 260V259H162ZM167 261H168V259H166ZM170 260V259H169ZM149 262H150V260H148ZM192 261H198V259H197V257H194L193 259H192ZM207 261H208V259H207ZM211 261V260H210ZM118 262V261H117ZM146 262H147V260H146ZM145 262V263H146ZM136 263V262H135ZM165 263H167V262H165ZM169 263V262H168ZM102 264H105V262H103ZM131 264V263H130ZM147 264V263H146ZM153 264H154V260H153Z\"/></svg>","mask_w":264,"mask_h":264}]
</instances>
